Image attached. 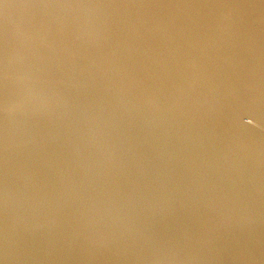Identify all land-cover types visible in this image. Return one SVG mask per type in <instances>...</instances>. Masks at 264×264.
Instances as JSON below:
<instances>
[{
    "label": "water",
    "instance_id": "95a60500",
    "mask_svg": "<svg viewBox=\"0 0 264 264\" xmlns=\"http://www.w3.org/2000/svg\"><path fill=\"white\" fill-rule=\"evenodd\" d=\"M0 264H264V0H0Z\"/></svg>",
    "mask_w": 264,
    "mask_h": 264
}]
</instances>
